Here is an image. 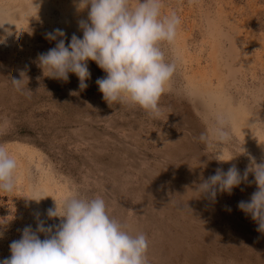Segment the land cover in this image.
Instances as JSON below:
<instances>
[{
    "label": "rangeland",
    "instance_id": "374dc122",
    "mask_svg": "<svg viewBox=\"0 0 264 264\" xmlns=\"http://www.w3.org/2000/svg\"><path fill=\"white\" fill-rule=\"evenodd\" d=\"M163 5L180 25L175 41L162 45L176 67L154 118L126 103L109 106L96 84L106 73L94 61L83 90L75 74L67 82L43 75L38 56L60 39L47 33L63 30L66 46L73 34L82 38L78 22L88 10L77 11L76 0H0L12 32L0 45V146L18 165L14 189L0 191V259L24 227L35 230L37 217L58 224L47 210L78 194L103 197L111 216L144 233L148 264H264V232L237 207L255 183L214 201L195 191L217 169L235 165L243 174L248 155L217 160L242 144L257 163L264 159V0ZM21 72L23 92L11 81ZM220 118L230 133L223 144L213 135ZM35 195L46 197L37 203Z\"/></svg>",
    "mask_w": 264,
    "mask_h": 264
},
{
    "label": "clouds",
    "instance_id": "9594fccd",
    "mask_svg": "<svg viewBox=\"0 0 264 264\" xmlns=\"http://www.w3.org/2000/svg\"><path fill=\"white\" fill-rule=\"evenodd\" d=\"M163 7V0H76L77 11L88 10L87 19L78 22L82 38L73 34L66 46L63 30L47 33L48 40L60 39L38 56L43 75L67 82L69 73L75 74L83 90L91 77L88 61H94L106 73L96 84L109 106L126 103L157 118L160 98L169 90L176 67L166 58L162 45L175 41L180 25L176 13L165 15ZM6 25V17L0 16V45L12 36ZM20 76L11 81L17 91L23 92L28 79L24 80V72ZM213 135L218 144L230 141L223 118L218 119ZM242 145L237 153L217 160L228 162L237 155H248L250 163L243 174L235 165L226 172L217 169L195 191L214 201L218 192L231 194L242 182L255 183L257 190L250 200L240 201L237 207L258 223V231L264 232V159L257 163ZM17 167V160L0 146V191L14 189ZM249 173L253 181H248ZM44 197L29 199L39 203ZM46 215L59 219V223L45 226L37 217L35 230L30 225L24 227L20 238L9 245L10 256L0 259V264H148L146 235L132 233L111 216L101 196L66 195L59 205L55 201ZM3 236L0 231V238Z\"/></svg>",
    "mask_w": 264,
    "mask_h": 264
},
{
    "label": "bare ground",
    "instance_id": "6f19581e",
    "mask_svg": "<svg viewBox=\"0 0 264 264\" xmlns=\"http://www.w3.org/2000/svg\"><path fill=\"white\" fill-rule=\"evenodd\" d=\"M26 8L29 9L28 6H27V7L24 8V11L26 10ZM2 12H3V10H2ZM26 12H28V11H26ZM24 13H25V12H24ZM2 14H3V13H2ZM3 15H4V14H3ZM9 17H10V16H9ZM9 17L7 16V18H9ZM13 17H14V16H13ZM11 18H12V16H11ZM17 18H18V17H17ZM9 19H10V18H9ZM9 19H7V21H9V23H11V20H9ZM236 121H240V119L237 118ZM240 123H241V122H240ZM243 123H244V122H243ZM238 124H239V123H238ZM241 124H242V123H241ZM239 125H240V124H239ZM244 135H246V134H244Z\"/></svg>",
    "mask_w": 264,
    "mask_h": 264
}]
</instances>
